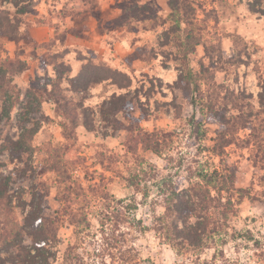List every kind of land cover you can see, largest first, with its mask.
Here are the masks:
<instances>
[{
  "label": "rangeland",
  "instance_id": "rangeland-1",
  "mask_svg": "<svg viewBox=\"0 0 264 264\" xmlns=\"http://www.w3.org/2000/svg\"><path fill=\"white\" fill-rule=\"evenodd\" d=\"M169 2L0 0V13L17 27L10 38L3 36L5 25L0 29V146H7L0 151V179L13 207L6 212L0 205V236L12 224L30 231L27 222L33 204L42 206L48 218H55L63 208L58 202L57 175L39 174L47 164V155L28 150L19 159L5 143L8 138L18 140L28 129L38 133L35 147L68 143L55 105H40L31 94L35 88L53 85L50 90L66 96L71 107L81 102L101 133L115 126L119 132L104 137L77 128L70 156L72 180L81 187L78 210L86 211L89 206V225L80 222L82 211L76 212L75 218L60 219L57 242L50 249L54 259L49 264L260 262L263 253L256 241L264 243V129L260 128L264 127L260 104V95H264V16H260L264 0H189L194 13L186 19L182 15L173 18ZM251 8L261 13L255 14ZM22 10L25 14L20 15ZM93 13L100 16V22ZM178 27V33L171 29ZM188 37L203 41L186 61L175 46ZM89 61L112 70L119 81L109 80L73 93L70 79ZM115 71L130 78L129 87L120 89L127 81ZM191 71L205 75L198 81L203 96H195L187 86ZM114 94L133 102L132 115L142 116V129L165 134L162 140L166 143L159 154L140 151L138 159L127 154L123 145L128 136L124 128L131 126L129 118L119 113L104 121L101 115L107 108L102 105ZM211 110L238 129L235 142L219 157L210 151L221 126L200 122ZM77 112L80 115L82 110ZM216 167L226 176L229 192L219 196L212 190L218 197L214 206L221 207L217 216L209 212L199 215L188 189L200 182L196 172ZM135 175L130 186L128 180ZM45 188H50L48 197L41 193ZM176 189L184 201L172 200L170 194ZM36 191L40 199L31 203ZM171 205L181 207L185 227L208 223V229L213 230L218 224L219 234L202 236L203 243L198 240L197 248L176 241L169 227L175 216L168 211ZM105 215L110 221L103 232ZM23 241L24 246L32 247L28 237ZM10 250L0 248L5 260L0 259V264H23L16 250Z\"/></svg>",
  "mask_w": 264,
  "mask_h": 264
},
{
  "label": "trees",
  "instance_id": "trees-1",
  "mask_svg": "<svg viewBox=\"0 0 264 264\" xmlns=\"http://www.w3.org/2000/svg\"><path fill=\"white\" fill-rule=\"evenodd\" d=\"M169 6L172 10L171 14L173 18L179 19V15H182L186 19L188 16H191L192 13H194V9L191 6L189 0H170ZM250 10L255 14L261 13L258 11V9L255 11V9L251 8ZM25 11L26 10H22L19 14L23 15L25 14ZM93 15L97 21H101L99 15L94 13ZM260 16L263 17L264 14ZM1 25H5V32L3 33V36H7L9 38L13 37L12 34L15 32V29L17 27L13 26L8 17L3 16V12L0 13V29L2 27ZM171 29L174 33H178L181 28L178 27L177 29ZM202 41V38L197 37L192 41V37H188L185 41H179L177 44L178 46H175V48L183 53L182 59L185 58V60L188 61L190 56L196 52L198 47H200ZM115 73L118 74L120 78L127 81L125 85L121 83L120 89H126L130 86L131 80L128 76L118 71H115ZM187 77V79L189 80L188 82H191V84L188 85L183 81L184 85L187 84V86L191 89L192 94L194 93L195 96H203V90L198 89V81L205 78V75L202 72L195 73L191 71L188 73ZM109 80H113V82L114 80L116 82L119 81L118 77L115 76L112 70H109L101 65L93 64L91 61H89L82 67L80 73L76 78L70 79L69 86L75 88V90H72L73 93H77V91L83 92L93 85H97ZM62 82V80H59L60 84ZM192 82L195 84V86L193 87ZM50 86L53 87V85H46L43 87L41 86L37 89L35 88L31 91V94H33V97L37 99L40 105L44 102L52 103L55 105V115L61 118L60 126L62 128V135L68 143L62 145L63 147H61L60 145H58V147H52L50 146V143H47L44 146L40 145L35 147L33 146V140L38 133L37 131L32 129L26 130L24 134H22L18 138V140L14 141L12 140V138H8L5 141V143L8 144L11 149V153H16V156H18L19 159H22V155L28 153V150H32L35 153H37L38 151L44 152L47 155V164L43 166L44 168L42 167V170L39 172V174L44 175L48 173H55L57 175L55 180L56 184L58 185L57 188L61 193V196L60 194L58 196V202L63 205L62 210H59L57 212V216L55 218H48L43 215L42 206L39 207L40 205L33 204L32 208L34 207V209L33 212H31V220L27 222V224L31 228L30 231H25L23 226H17L15 224H12L10 227L3 230V236H0V248L5 250L11 249L10 251L16 250V257L20 258V261L23 264L50 263L49 260L53 258L52 252L50 251L52 247L51 245L57 242V224L61 220H64L66 217L72 215V217L75 218L79 214L76 212L82 211V216L84 217V219L80 222L86 223V226L89 225V214L87 212V208L89 209V206L85 207L86 211L78 210L76 205H79L78 199L81 196V187L77 182H74L72 180L73 178L71 170L73 162L70 156H72L71 152L75 145L74 142L77 140V128L82 126L87 131L102 134L104 137H114V135L119 132V128L115 126L114 128L109 129L108 132L106 129L105 132L101 133V130L96 129V126L93 125V121L87 115V112L83 108V104L81 105V102L77 107H71L72 104L66 98V96H59L60 94H58L56 90H50ZM2 93L5 94V92ZM260 96L261 108L262 110H264V95ZM43 98H46V100H43ZM105 106H107V108H104L101 111L102 117L106 118V120L104 119V121H107L109 116L111 115L114 116L119 113H125L129 118V121L131 122V126H129L128 128H124L128 129V136L126 142L123 145L126 149L127 154H130L135 159H138L140 151H151L155 154H159L162 151L161 149L166 143V141L162 140V137L164 138L165 134H162L161 136L159 133L149 132L142 129L139 125L142 121V116L134 117V115H132L135 106L132 101L126 98V96H117L116 94H114L112 97L107 99L106 102H104L102 107ZM80 109L82 110V112L79 115L77 110L79 111ZM229 121L230 120H228L225 116H221L213 110L209 111L201 117L200 122L202 123H216L221 126V128L214 134L215 145L210 151L216 157L224 154L226 148L235 142V134L237 133L238 129L235 125L230 124ZM262 123L264 125L263 120ZM247 128L243 127L241 129ZM260 128L264 129V127ZM166 136H168V134H166ZM5 147L7 146H0V151L1 148ZM4 150L7 151V149ZM207 167H210V164H207ZM27 169L31 171L30 168L27 167ZM136 176L137 175H135L134 178H132L130 181L128 180V182H130V186H133L132 180H134ZM224 177L226 176H224L223 173H221L220 170L217 169V167L213 168V170L202 168L198 172H196L195 178H198L200 182H197L192 187H190L188 189V193L189 198L193 199V204L200 211L199 215H203L205 212H209L216 213L213 214V217L217 216L218 209L221 207L214 206L218 197L216 199V197L212 195V190L215 193L219 194V196L223 195V192H229V187L226 186L227 183L229 186V182H227V178ZM229 177H231V175ZM1 181L2 179H0V205L3 207L4 211H11L13 209L11 205V197L6 190V184ZM40 185L46 187L44 182H42V184ZM75 185H77V187H75ZM49 189L50 188H45L41 191V193H45V197H48L50 195ZM40 196L41 194H39L38 191L33 192L30 200L31 203H33L35 199L39 200ZM84 197L87 199L86 194L84 195ZM170 197L173 201L182 202L185 200V198H183L184 196L181 197V195L177 192V189L170 194ZM26 201L27 200L23 202L26 203ZM84 201L87 204H90L89 200ZM120 202H123V200H121ZM133 208L135 209L134 205ZM192 209L193 208L188 211H192ZM170 210L175 213L172 224L169 227L172 230L174 234L173 237L176 238V241L182 240L181 243L188 244L192 248H197L198 240L199 243H201V241L203 243V240L201 239L202 236L210 234L215 237L217 234H219V230L221 229V227L218 226V224L214 226L213 230H211L212 228L208 229V223H203L204 225H200L199 227H185L184 224L182 225L181 207H179L178 205H171L168 208V211ZM109 221L110 218L105 215V222L102 223L103 232L106 231L105 228L108 226L107 224L109 223ZM179 223H181L182 226H179ZM213 224H215V221L213 222ZM0 230H2V228ZM25 236L30 239L32 243L31 248H27L22 244L24 242L23 239ZM178 245L180 246L181 244L179 243ZM256 247L257 249H261V252L263 253L259 255L260 262H257V264H264V243L256 241ZM32 250L35 251L34 254H32ZM0 259H2V254L0 255ZM36 260L40 262H37ZM2 261L4 262L5 260L2 259Z\"/></svg>",
  "mask_w": 264,
  "mask_h": 264
}]
</instances>
